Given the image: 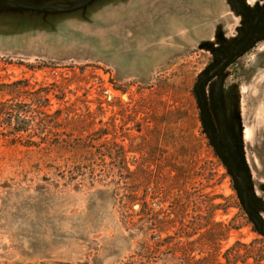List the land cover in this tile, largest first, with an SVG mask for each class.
<instances>
[{"label": "rangeland", "instance_id": "374dc122", "mask_svg": "<svg viewBox=\"0 0 264 264\" xmlns=\"http://www.w3.org/2000/svg\"><path fill=\"white\" fill-rule=\"evenodd\" d=\"M107 1L0 0V264H264L195 95L264 0ZM118 14L177 45L103 47ZM202 100L264 224V34Z\"/></svg>", "mask_w": 264, "mask_h": 264}, {"label": "water", "instance_id": "95a60500", "mask_svg": "<svg viewBox=\"0 0 264 264\" xmlns=\"http://www.w3.org/2000/svg\"><path fill=\"white\" fill-rule=\"evenodd\" d=\"M264 19V6L259 10L257 15L253 18L252 23L250 25V29L246 35V37L231 51L227 54L223 55L222 59L207 73H205L202 77L199 78L198 82L195 85V95L198 101V106L201 112V121L205 132L214 147L217 155L221 158L225 166L227 167L229 173L234 177L238 186L240 188V197L241 203L248 214L250 220L253 222L257 232L264 236V224L262 223L259 215L256 210L253 208V205L250 200L251 196V187L248 183V172L244 166L240 163H237V166L231 161V159L224 152L221 144L216 138L214 130L211 127L208 114L206 112L204 102L202 100V89L204 85L209 82L214 77L221 74L225 68L231 64L238 56L244 53L256 39L257 34L263 35V32L260 30V24Z\"/></svg>", "mask_w": 264, "mask_h": 264}, {"label": "crops", "instance_id": "0c3cea01", "mask_svg": "<svg viewBox=\"0 0 264 264\" xmlns=\"http://www.w3.org/2000/svg\"><path fill=\"white\" fill-rule=\"evenodd\" d=\"M121 1L123 2V0H108L107 3L111 4L113 2V4H120ZM126 19L121 14H118L117 16H113V18L108 17L107 19H104L103 23L109 26L102 25L103 26L102 29L104 30L102 31L103 35L100 36V40H102L103 42V47L105 44H107V41H110L111 38H116L120 41L123 47L129 48L128 53L130 54L131 57L132 56L134 57L132 61H134L135 59L137 60V58H139L142 63H145L146 61H150V62L162 61L159 59V56L163 54L166 48H168L169 46L177 45L174 44L177 43V40L174 37L172 38L171 36H168V39L172 43L164 45L165 43H163V40H161L159 42H154L149 46V43L147 42L145 43L143 41L138 40L137 36L134 35L135 28H133L132 24L137 23V21L134 19H128V20ZM116 24H119L120 28L119 25ZM263 28L264 25L262 26V29ZM134 38H136L135 46L130 43V41ZM166 41L167 39L165 38V42ZM178 46H179V42H178ZM148 55H150V57H148Z\"/></svg>", "mask_w": 264, "mask_h": 264}, {"label": "flooded vegetation", "instance_id": "af4514ba", "mask_svg": "<svg viewBox=\"0 0 264 264\" xmlns=\"http://www.w3.org/2000/svg\"><path fill=\"white\" fill-rule=\"evenodd\" d=\"M259 10H260V9H259ZM258 12H259V11H258ZM258 12H257V13H258ZM256 15H257V14H256ZM256 15H255V16H256ZM255 16H254V17H255ZM263 23H264V19H263V21H262L261 24H260V30H261V32H263V34H264V30L262 29ZM258 37H259V34H257L256 39H257ZM256 39H255V40H256ZM253 43H254V42H253ZM231 161H232V160H231ZM232 162H233V161H232ZM250 200H251V199H250ZM251 203H252V202H251ZM253 208H254V207H253Z\"/></svg>", "mask_w": 264, "mask_h": 264}]
</instances>
